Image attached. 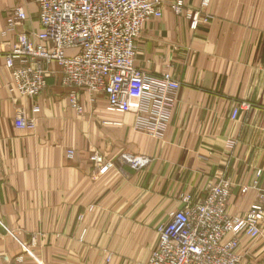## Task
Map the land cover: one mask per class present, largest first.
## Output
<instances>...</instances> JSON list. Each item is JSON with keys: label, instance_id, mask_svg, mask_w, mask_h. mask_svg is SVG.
I'll return each mask as SVG.
<instances>
[{"label": "crops", "instance_id": "crops-1", "mask_svg": "<svg viewBox=\"0 0 264 264\" xmlns=\"http://www.w3.org/2000/svg\"><path fill=\"white\" fill-rule=\"evenodd\" d=\"M163 1L136 55L145 71H169L181 83L162 137L136 129L135 113L110 110L102 94L90 101L79 93L78 111L56 64L38 96L14 101L11 71L0 67V264H143L158 245L157 226L185 197L202 198L229 175L227 210L240 215L264 190V0H210L196 28L170 8L177 0ZM182 1L191 9L203 2ZM17 5L27 19L7 30ZM40 29L37 0H0V55L19 32ZM241 103L249 106L232 118ZM34 104L35 129L16 128L17 108L32 113ZM95 150L114 162L99 176ZM137 155L151 158L140 170L131 165ZM33 236L37 245L19 262ZM239 253L241 264H264V223L257 239L241 238Z\"/></svg>", "mask_w": 264, "mask_h": 264}, {"label": "built area", "instance_id": "built-area-1", "mask_svg": "<svg viewBox=\"0 0 264 264\" xmlns=\"http://www.w3.org/2000/svg\"><path fill=\"white\" fill-rule=\"evenodd\" d=\"M209 4L210 0H203ZM41 29L19 32L9 49L0 55L11 71L9 90L21 97L34 99L47 85V76L56 64L62 74V84L70 88L72 105L82 111L79 93L86 92L90 101L105 95L108 108L136 115L135 128L162 137L167 129L181 87L171 72L153 74L136 64L137 39L145 23L163 15L162 0H37ZM170 7L184 13L182 0ZM191 27L202 19L199 12H186ZM27 19L22 5L7 15V30ZM203 21H207L204 18ZM6 34V31L3 32ZM241 103L232 110L238 114ZM38 104L29 113L18 107L14 126L34 130ZM74 156V150H68ZM92 173H107L114 162L95 150L91 153ZM151 158L134 156L131 165L140 170ZM201 170H204L201 168ZM261 171L257 172L260 175ZM233 179L221 175L206 187L204 197L195 201L184 198V205L169 213L167 221L159 223L158 245L143 264H241V238L257 239L264 223V190L244 214L227 210ZM84 229L81 239L84 238ZM37 245L36 236L25 243L19 262ZM108 256L107 260L110 261Z\"/></svg>", "mask_w": 264, "mask_h": 264}, {"label": "rangeland", "instance_id": "rangeland-1", "mask_svg": "<svg viewBox=\"0 0 264 264\" xmlns=\"http://www.w3.org/2000/svg\"><path fill=\"white\" fill-rule=\"evenodd\" d=\"M163 1V0H162ZM176 2V1H175ZM175 2H173V3H175ZM183 2V1H182ZM173 3H171V4H173ZM163 4H164V1H163ZM170 4V5H171ZM209 4H205L204 2H202V4H201V8H199V9H191V8H188V7H186L185 6V4H184V2H183V7H182V10L184 11V12H199V14H200V16H201V18H202V8L203 7H206V6H208ZM164 7V6H163ZM171 8V7H170ZM172 9V8H171ZM173 10V9H172ZM174 11V10H173ZM24 246H25V244H24ZM33 248V247H32ZM31 248V249H32ZM23 249H24V247H23ZM31 249H30V251H31Z\"/></svg>", "mask_w": 264, "mask_h": 264}]
</instances>
